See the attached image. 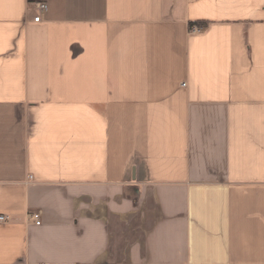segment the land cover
Segmentation results:
<instances>
[{"label":"crops","instance_id":"crops-1","mask_svg":"<svg viewBox=\"0 0 264 264\" xmlns=\"http://www.w3.org/2000/svg\"><path fill=\"white\" fill-rule=\"evenodd\" d=\"M0 216V264H264V0H0Z\"/></svg>","mask_w":264,"mask_h":264},{"label":"built area","instance_id":"built-area-1","mask_svg":"<svg viewBox=\"0 0 264 264\" xmlns=\"http://www.w3.org/2000/svg\"><path fill=\"white\" fill-rule=\"evenodd\" d=\"M34 9L37 10L38 15L34 17V22L39 23L42 20V15L47 12L48 10V5L46 2H39L37 4L34 5ZM193 32H196L195 29H193ZM182 86H186V84L184 83ZM7 218L6 216H0V222H6ZM32 220H34L36 222L37 225L41 224L40 221V216L39 215H33L32 216Z\"/></svg>","mask_w":264,"mask_h":264},{"label":"trees","instance_id":"trees-1","mask_svg":"<svg viewBox=\"0 0 264 264\" xmlns=\"http://www.w3.org/2000/svg\"><path fill=\"white\" fill-rule=\"evenodd\" d=\"M192 25H200L201 28H204V27L207 26V23H205V22L198 23V24H196V23H192Z\"/></svg>","mask_w":264,"mask_h":264}]
</instances>
